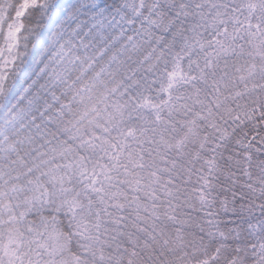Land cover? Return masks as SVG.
Returning a JSON list of instances; mask_svg holds the SVG:
<instances>
[{
    "label": "snow or ice",
    "instance_id": "snow-or-ice-1",
    "mask_svg": "<svg viewBox=\"0 0 264 264\" xmlns=\"http://www.w3.org/2000/svg\"><path fill=\"white\" fill-rule=\"evenodd\" d=\"M0 264H264V0H0Z\"/></svg>",
    "mask_w": 264,
    "mask_h": 264
}]
</instances>
